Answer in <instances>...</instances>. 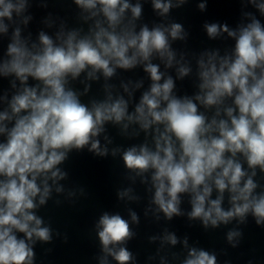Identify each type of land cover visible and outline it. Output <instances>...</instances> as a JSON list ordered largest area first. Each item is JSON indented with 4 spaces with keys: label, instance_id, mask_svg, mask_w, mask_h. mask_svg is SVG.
Wrapping results in <instances>:
<instances>
[{
    "label": "clouds",
    "instance_id": "clouds-1",
    "mask_svg": "<svg viewBox=\"0 0 264 264\" xmlns=\"http://www.w3.org/2000/svg\"><path fill=\"white\" fill-rule=\"evenodd\" d=\"M188 2L151 0L156 14L164 19L170 10ZM74 3L82 10L81 19L92 21L87 32L82 28L66 31L61 23L55 38L41 31L38 43H29L30 36L22 38L16 26L7 58L0 63V76L15 77L11 86L16 89L11 100L7 95L0 97L7 101V108L0 112V136L5 137L0 142V264H35L34 245L53 241L51 220L46 223L36 213L47 205L53 191H67L69 198L76 195V190H66L59 183L69 176L59 166L70 159L73 150H87L96 157L119 154L126 179L133 183L139 177L147 184L150 175L147 191L152 195L146 217L149 212L156 221L161 214L167 221L187 216L190 222L199 221L205 231L235 222L226 232L232 248L243 239L240 226L248 224L249 216L264 228V24L251 12L242 13L250 22L235 29L226 22L206 21L203 29L209 39L226 33L234 40V48L224 55L218 49L200 52L195 72L198 92L178 96L176 80L153 60L159 59L165 69L175 67L179 80L193 72L187 53L172 47L190 35L182 23H156L151 29L146 23L138 25L142 17L139 0L135 4L129 0ZM247 4L264 16V0H247ZM28 7V0H0V33H8L9 22L17 23L14 14L19 23L27 25L32 19L23 15ZM197 7L206 11V0ZM45 23L52 26L50 19ZM137 66L143 67L151 83L130 111L133 93L143 81L121 82L128 99L114 96L116 86L107 81L117 69ZM82 73L84 91L79 92L69 85ZM101 75L105 98L82 101L92 87L88 81H98ZM29 78L39 83L29 85ZM108 123L118 125L124 136L138 137L143 131L145 140L109 150L107 144L112 140L105 135L102 146L98 139ZM132 125L139 130L133 128L129 133ZM79 192L85 195L83 188ZM182 194L189 197L190 211L181 208ZM116 195L121 201L141 199L132 187L117 189ZM128 214L130 220L118 212L104 211L95 222L99 264H135L127 244L137 235L130 225L138 226L140 220L135 211L128 209ZM157 239L160 250L182 243L183 259L178 253L171 254L179 264H218L215 251L190 246L187 236L181 241L164 229L162 237H149L150 241ZM160 264H168L166 255L160 257Z\"/></svg>",
    "mask_w": 264,
    "mask_h": 264
}]
</instances>
